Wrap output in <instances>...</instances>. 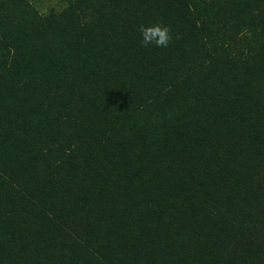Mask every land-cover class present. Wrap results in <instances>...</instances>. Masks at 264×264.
<instances>
[{"label": "trees", "instance_id": "trees-1", "mask_svg": "<svg viewBox=\"0 0 264 264\" xmlns=\"http://www.w3.org/2000/svg\"><path fill=\"white\" fill-rule=\"evenodd\" d=\"M45 1L0 0V264H264V0Z\"/></svg>", "mask_w": 264, "mask_h": 264}, {"label": "clouds", "instance_id": "clouds-1", "mask_svg": "<svg viewBox=\"0 0 264 264\" xmlns=\"http://www.w3.org/2000/svg\"><path fill=\"white\" fill-rule=\"evenodd\" d=\"M141 45L143 47L156 46L168 47L173 41V35L167 25L156 23L153 25H141L139 28Z\"/></svg>", "mask_w": 264, "mask_h": 264}, {"label": "rangeland", "instance_id": "rangeland-1", "mask_svg": "<svg viewBox=\"0 0 264 264\" xmlns=\"http://www.w3.org/2000/svg\"><path fill=\"white\" fill-rule=\"evenodd\" d=\"M45 2L49 3V4H55V5H61V0H46Z\"/></svg>", "mask_w": 264, "mask_h": 264}]
</instances>
